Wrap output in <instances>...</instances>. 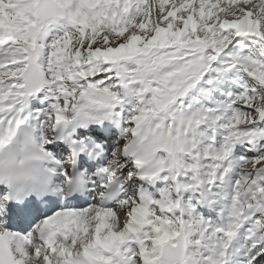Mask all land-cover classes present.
I'll list each match as a JSON object with an SVG mask.
<instances>
[{"label":"snow or ice","instance_id":"1","mask_svg":"<svg viewBox=\"0 0 264 264\" xmlns=\"http://www.w3.org/2000/svg\"><path fill=\"white\" fill-rule=\"evenodd\" d=\"M0 264H264V0H0Z\"/></svg>","mask_w":264,"mask_h":264}]
</instances>
